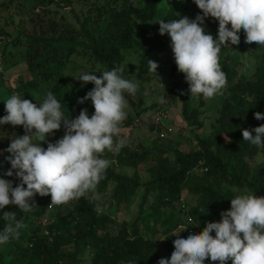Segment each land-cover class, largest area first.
<instances>
[{
  "label": "trees",
  "instance_id": "obj_1",
  "mask_svg": "<svg viewBox=\"0 0 264 264\" xmlns=\"http://www.w3.org/2000/svg\"><path fill=\"white\" fill-rule=\"evenodd\" d=\"M26 1L30 3L26 10L21 9L15 14L18 21L15 23L13 37L0 28V38L3 40L0 54L11 44L22 43L25 50L22 58L26 64V79L14 87L12 94H20L30 102L33 94H38L42 102L45 94L52 92L61 101V109L69 118H75L82 109H86L91 116L94 111L91 102L78 103V100L93 85H82L73 77H62V70L69 57L77 51L78 55L93 60L92 63L102 67L104 71L122 68L123 78L137 82L146 89L151 88L154 80L159 81L164 97L170 95L180 99L178 115L184 125L179 128L191 135L196 141L197 149L187 152L170 150L168 146L159 144V138H156L151 147L138 146L139 152L131 151L125 145L118 151L105 150L101 157L110 163L95 190L91 192V197L83 195L64 204L54 205L50 204V196L34 194L29 201L33 207L27 212L12 205L5 206L3 211L14 212L23 221V227L17 239L0 246V264H157L160 258L170 256L175 236L183 237L189 232L199 233L205 222H218L219 214L229 209L228 200L237 194L234 189L264 196V163L254 172L249 163L257 153H264V148L253 146L241 137L242 129L259 125L260 121L253 118V113L264 112V46H254L250 51L254 61L251 73H239L236 69L239 62L236 60L231 63L227 54L232 53L233 49L221 46L219 64L226 76L223 87L226 94L219 98V104L213 101L217 105L212 107L215 111L210 114L213 119L209 131L206 135H201L198 130L204 126L203 107H207V102L200 100L191 105L188 85L170 80V77L178 73L173 58L170 60L167 80L159 79L156 70L155 74L151 72L146 60L149 52L165 49L170 42L167 34H158L159 26L154 22L158 6L162 2L171 5L181 0H137L141 7L135 5L133 0L117 1V7L100 5L98 0ZM53 1L57 2L54 10L48 6ZM74 2H89L88 11L95 12L93 17L90 13L83 14L81 20L78 19L79 28L72 27L70 22L65 21L64 14L59 12L70 8ZM186 6L189 8L186 4L178 9ZM176 11L177 8L171 6L158 20L179 19L184 16ZM89 18L94 22L91 27L86 26ZM132 18L139 23L136 35ZM103 20L106 26L101 31L100 27H96ZM204 24L208 25L209 33L215 37L216 21L207 18ZM134 49L139 51L141 59L133 75H130L124 64L125 52ZM249 54L248 52L247 56ZM135 96L126 94L133 112L119 124V128L133 127L135 120L140 119L147 111L162 112V105L154 102L138 110ZM208 102L210 106L212 103ZM3 115L5 111H0V117ZM169 123L164 122L160 126L151 123L148 128L153 131L154 126H159L166 135L174 136L167 128ZM1 128L2 132L11 135L24 134L22 126L5 124ZM63 132L61 127L44 143L54 142L62 137ZM123 137L119 132L113 138L116 143ZM1 148H6V144ZM3 158L1 155L0 160ZM147 158L153 162L154 177L146 183H140L135 174L127 176L119 171L122 168L135 170ZM8 167L9 165L1 171H6ZM202 168L206 170L202 171ZM8 179L13 180V186L18 182L11 177ZM109 186L111 190H108ZM184 191L196 197V204L186 211L187 215L182 221H175L174 208ZM94 201L107 210L106 215L96 214ZM134 203L137 214L135 213L131 225L123 218L122 225L113 234L110 216H115L117 207L122 204H125L124 214L129 215L127 208L130 210ZM185 207L186 205L181 209ZM59 209H64L65 212L61 214ZM164 211L168 215H165L161 224L173 219L175 222L173 227L164 231L166 240L163 239V250L160 251L155 241L139 235L138 224L145 217L156 222ZM4 223L0 220V227ZM180 224L184 225L183 229L177 235H172L169 231ZM66 247H71L70 251H65ZM204 264H209V261L205 259ZM226 264H231V261H226Z\"/></svg>",
  "mask_w": 264,
  "mask_h": 264
},
{
  "label": "clouds",
  "instance_id": "obj_2",
  "mask_svg": "<svg viewBox=\"0 0 264 264\" xmlns=\"http://www.w3.org/2000/svg\"><path fill=\"white\" fill-rule=\"evenodd\" d=\"M192 3L199 10L193 19L183 16L155 23L159 26L158 34H167L169 38L178 71L170 80L188 85L190 95L210 99L226 84L219 64L221 46L238 43L241 30L245 43L264 46V0H192ZM207 18L217 23L215 37L209 33L208 25H205L207 29L204 27ZM147 63L155 74L158 65L153 61ZM122 71L113 68L83 72L76 79L82 85H93L78 100V103L91 102L94 109L91 116L82 109L75 118H69L52 92H47L37 104L18 94L4 100L5 115L0 117V126H22L24 134L12 135L7 148L0 150V155L7 153L2 163L9 165L6 171H0V220L5 222L0 227V246L17 239L23 227V221L14 212L3 211L5 206L27 212L33 207L29 201L34 194L50 196V204L61 205L95 190L110 163L101 154L105 150L118 151L124 144L123 139L114 144L113 137L126 119V94L135 95L138 90L137 82L123 78ZM172 98L166 95L167 102ZM163 102L164 98L160 97L162 112L147 111L129 129H135L139 122L144 126L145 115L152 121L161 113L165 116L155 121L156 124L168 122ZM253 118L264 120V112H254ZM61 127L62 137L47 142L46 147L40 146L46 135L52 136ZM241 137L253 146L264 148V124L242 129ZM191 145V149H197L195 140L192 139ZM9 177L18 181L15 186ZM233 191L237 194L228 200L229 209L219 214L218 222H205L199 233L175 236L170 256L160 258L157 264H204L205 259L209 264H226V261L264 264V196Z\"/></svg>",
  "mask_w": 264,
  "mask_h": 264
},
{
  "label": "rangeland",
  "instance_id": "obj_3",
  "mask_svg": "<svg viewBox=\"0 0 264 264\" xmlns=\"http://www.w3.org/2000/svg\"><path fill=\"white\" fill-rule=\"evenodd\" d=\"M117 1H120V0H98V3L100 5H106L109 7V6L116 5ZM133 1L135 5H138L141 7V4L139 1L137 0H133ZM56 4L57 2L53 1V3L48 6L50 9L54 10L56 9ZM186 4L189 5L188 6L189 8H187L186 6L183 9L181 8L178 9V7L182 5H186ZM29 5L30 3L26 0H14V2L10 0H0V28L4 29L6 33H10L9 34L10 37H13L16 31V24H17L16 21H18L17 19L18 16H15L16 12L21 11V9L23 11L26 10V6H29ZM171 6L174 8H177L176 12L179 15L184 14V16H187L189 19H193L197 14H199V10L192 3V0H181L171 5L168 2H162L157 8L158 13H157V16L154 22L155 21L157 22V20ZM89 8H90L89 2H86V3L74 2V4L70 8L67 7L63 10H60L59 12L61 14L62 13L64 14L65 21L70 22L72 27L79 28V21L81 20V16L83 14H86V15L89 14L90 13L88 11ZM90 14H91V17L95 16L94 11L91 12ZM93 23H94L93 20L89 18L86 26L91 27ZM131 23L134 29V34L136 35L139 23L135 22L133 18H132ZM153 24L155 25V23ZM104 26H106V24H104V20H103L98 23L96 28L100 27L102 31ZM204 27L205 29H207L205 24H204ZM241 33L242 34L240 37V41L238 42L237 48H232V49H236V52L235 53L227 52L231 63L236 60L239 62L236 66V69L239 73L249 72L250 69L254 67V61L252 58L253 56H252V52L250 51L253 50L254 46L255 47L257 46L255 42L245 43L244 34L242 30H241ZM169 45H170V42L167 44V47L165 49L155 50V51L149 52L146 55V60L153 61L158 65V67L156 68V72H157L156 74L158 75L159 79H163V80H165L168 77L169 63L172 58V53H171V49ZM248 52L250 54L247 56ZM24 53H25V50H24L23 44L18 43L15 45H12V44L8 45L7 49H3L2 53L0 54V73H1L0 74V111H4L3 102L9 96L12 95L11 92L13 91L14 87H16L21 81H24L26 79L25 78L26 77L25 76L26 64L22 58L24 56ZM140 59H141L140 53L139 51L135 49L128 50L125 52L124 64H125L126 72L128 74L133 75L135 69L140 64ZM68 60L69 61L67 62L64 69L62 70V77H68V78L73 77V79L76 82H80L76 79L83 72L104 71L102 67L96 65L95 63H92L94 62L93 60H88V58L82 55L81 56L78 55L77 51L73 52ZM251 72L252 70L249 73ZM158 83L159 81L154 80L153 84L151 85V88L149 87L148 89H146L143 85L138 84V90L135 94L136 96L134 100H135L137 109L140 110L142 108L148 107L152 102L159 104L160 97H163L164 98V102H163L164 112H166L167 114L166 121L170 122L169 123L170 125L168 124L167 128L171 133H174V136L166 135L164 131L161 129V127L159 129V126L158 127L154 126L155 130L150 131V129L148 128V125H150L151 123L156 124L157 122H155V120L149 121L148 118L150 117L145 115L146 117L144 116L142 120V123L144 124V126H141V122H139L137 123V125L139 124V126H137L135 129L133 128L132 130H130L129 128L127 129L125 127L120 128L119 132L124 136L122 138L124 140L123 145H125V147L131 151L139 152L137 148L138 146L146 147V148L151 147L153 144V140L156 138L157 139L159 138L158 143L168 146L170 150L179 149L182 152L184 151L186 152L191 149L192 138L190 134L183 132V130L179 128L184 125L180 119V116L178 115L179 114L178 110L180 109L181 101L179 98L173 97L172 99H170L169 102H167L166 97L162 95L164 91L160 88L159 86L160 84ZM221 90H224V92L220 91L218 97L217 95H214V97L212 99L210 98L209 100L204 99L202 96L190 95L189 93L191 105H193L192 102L195 104L197 103V101H200V100L203 102L204 101L207 102V107L206 108L203 107V109L205 110L204 115L202 117L204 126L200 130H198V133L201 135H206L207 132L209 131L210 121L213 119L212 115L210 114L215 111V109H212V107L215 108L217 105L215 102L219 104L220 103V101H218L219 98L223 97V95L226 94L225 88H222ZM37 95L38 94H33L32 96L33 98L31 99V101L33 104L41 103L40 95L39 96ZM208 101H211L212 103L210 105L211 107L209 106ZM213 101L215 102L213 103ZM206 102L204 104H206ZM125 112L127 113V115L128 114L131 115L133 112L128 102H127V107L125 109ZM152 113L153 112L149 113L148 115H152ZM125 120H123L121 123H123ZM263 122H264L263 120H260L259 125L263 124ZM9 135L10 137L12 136L10 133L8 134L6 132H2V128L0 126V139H1L0 140V150H3L1 147L3 146L4 143L6 144V148H7L9 144V137H8ZM48 139H49V136L46 135L45 141ZM45 141L39 142L41 147H45V144H46L44 143ZM113 141L115 144L116 139L113 138ZM108 152H113V151H108ZM5 155H7V153H3V156ZM263 156H264V153L259 152L249 162L251 164V169L253 172L256 171V169L259 168L261 164L264 163ZM0 158H1V155H0ZM2 162H3V159L0 160V164H2V166H0V171L5 169L7 166L6 163H2ZM153 166L154 165L151 159L147 158L144 162L138 165V168L135 170L131 168H122V169H119V171L127 176H132L135 174L138 177L139 182L143 184V183L148 182L150 179L154 177V173L152 171ZM108 190H111V186L108 187ZM84 196L86 198L91 197V192L86 193ZM94 202H95V208L97 211L96 214L106 215L107 210L104 207L102 208L98 204L97 201H94ZM195 204H196V197L184 191L182 193L181 200L176 203L175 208H174L175 221L178 219L182 221L187 215L186 211L189 208L193 207ZM184 205H186L185 209H181ZM70 207H71V204H70ZM117 209H118L116 210L118 211L117 214L115 216H110L113 221V225L111 228L113 234H115L116 231L122 225L123 221L121 220L123 218H125V220L127 221V224L130 226L134 217L137 214L135 212L136 211L135 203L130 206L131 211L127 208L126 212L129 213V215L124 214L125 204L118 206ZM59 211L61 214L65 212L64 209H59ZM165 215L166 216L168 215L167 211H164V213H162V215L156 222H153V219L151 218L145 217L138 224L139 235L143 237L144 239L148 238V239H151L152 241H155L157 248L160 251L163 250L162 249L163 239L165 236L164 231H166V229L169 230V228L173 227L172 225L175 222L173 219L170 222L168 221L164 224H161V222L164 221ZM183 227L184 225L180 224L175 229H172L169 232L172 235H177L179 231L183 229ZM187 227H191V226H187ZM64 249L65 251H70L71 247H66ZM87 257L89 259V256Z\"/></svg>",
  "mask_w": 264,
  "mask_h": 264
},
{
  "label": "crops",
  "instance_id": "obj_4",
  "mask_svg": "<svg viewBox=\"0 0 264 264\" xmlns=\"http://www.w3.org/2000/svg\"><path fill=\"white\" fill-rule=\"evenodd\" d=\"M240 37H241V34H240ZM240 41V40H239ZM237 46H238V43H236V44H229V45H226V46H224V48L225 47H228V49L230 48V49H232V48H237ZM234 51V52H233ZM233 51H232V53H235L236 52V49H233Z\"/></svg>",
  "mask_w": 264,
  "mask_h": 264
},
{
  "label": "built area",
  "instance_id": "obj_5",
  "mask_svg": "<svg viewBox=\"0 0 264 264\" xmlns=\"http://www.w3.org/2000/svg\"><path fill=\"white\" fill-rule=\"evenodd\" d=\"M2 41L3 40L0 38V44H2ZM164 116H165L164 114L158 113V114H156L154 119H155V121H158L161 117H164Z\"/></svg>",
  "mask_w": 264,
  "mask_h": 264
}]
</instances>
